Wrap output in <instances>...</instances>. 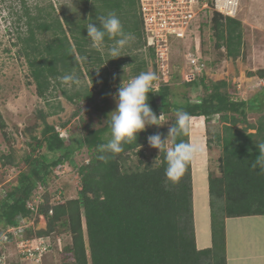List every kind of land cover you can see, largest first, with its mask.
<instances>
[{
    "label": "trees",
    "instance_id": "1",
    "mask_svg": "<svg viewBox=\"0 0 264 264\" xmlns=\"http://www.w3.org/2000/svg\"><path fill=\"white\" fill-rule=\"evenodd\" d=\"M78 1L89 5L90 17L78 15L70 19L66 12L54 15L52 3V11L38 7V13L31 15L24 5L27 33L22 38L23 54L40 97L46 98L52 84L61 83V77L74 73L78 77L83 73V67L89 69L105 62L104 54L91 47L85 28L90 22L100 26L96 16L114 12L124 30L144 45L138 0L137 5L135 0ZM210 29L215 46L224 48L226 56L233 59L241 56L243 23L240 19L215 12ZM37 31H50L51 35L46 42L39 43ZM106 44H112L107 37ZM148 53L153 59V50ZM202 59L206 64L202 74L191 81L181 79L182 85L190 92L200 93L193 97L186 90L178 101L174 94L175 85L164 84L158 93H149L148 103L157 116L183 111L189 117L202 116L207 128L215 120L221 123L213 140H207L208 146L211 141L221 145V175L209 173L208 177L211 248L198 249L196 245L191 163L175 183L165 177L163 151L156 163L126 169V154L144 144L151 130L139 132L136 141L122 145L119 154L101 153L99 146L110 139L106 138L110 130L108 123L97 128L84 125L83 136L70 141V136L62 135L60 127L47 121V117L56 114L57 110L39 112L44 126L39 135H30V151L24 157L26 168L20 170L15 181L5 185L6 193L0 199V232L31 218L38 222L39 215L27 207V200L40 188L48 189L56 179L54 169L69 162L78 168L80 174L78 195L73 198L64 196L61 202L53 203L50 192H47L39 211L46 217V228L27 230V236L71 235V241L60 252V264H226L225 218L264 214V154L258 149V144H264V87L251 98L237 96L235 90H229L226 79L207 80L208 64L204 55ZM129 61L134 63L131 77L148 72L149 64L144 57L133 56ZM115 62L120 65L118 60ZM255 73L264 78V68ZM110 79L108 72L99 90L104 105L112 91ZM64 94L69 100L77 98L96 102V93L88 88L85 92L78 90L72 94L64 90ZM95 106L102 108L96 103ZM251 113L259 115L255 122L250 121ZM175 120L176 117L172 127ZM5 125L0 111V128L4 129ZM190 127L189 124L186 134L170 135L172 146L179 142L189 143ZM167 134L168 131L163 129L162 140ZM83 147L87 148L90 157L88 163L80 165L74 155ZM101 155L105 158L100 159ZM9 156L6 158L10 159ZM3 251L8 255L9 263L15 264L13 246L0 247V254Z\"/></svg>",
    "mask_w": 264,
    "mask_h": 264
},
{
    "label": "rangeland",
    "instance_id": "2",
    "mask_svg": "<svg viewBox=\"0 0 264 264\" xmlns=\"http://www.w3.org/2000/svg\"><path fill=\"white\" fill-rule=\"evenodd\" d=\"M51 3L55 8L54 15H62L66 12L70 19H74L78 15L81 17H90L91 15L90 10H88L89 5L82 1L76 2V0H0V111L6 123L4 129L0 128V182L3 183V187L15 181L20 170L26 168L24 157L30 151V147L28 146V143L32 141L30 135H39L40 130L44 126L42 118L39 115L40 110L43 112L57 110L56 114L47 117V121L60 127L62 135L70 136V141L71 139L77 141V138L83 136L84 125L97 128L107 124L106 119L108 114L116 108L114 97L118 88L122 83H127L129 80L127 78H131L130 74L134 63H130V57H144L149 64L147 68L148 72L154 73L148 50L134 38V41L131 40L121 50V56L112 58L106 46L103 52H101L106 57L105 62L101 66L89 67V69L83 67V73L78 75V81L66 80L64 79L65 77H61V83H53V86L47 92L46 98L40 97L23 54L25 46L22 38L27 33V15L25 14L24 5L29 9L31 15H36L38 7L43 8L44 11L45 8L47 11H52L50 8ZM135 4L137 5V0H135ZM241 6H244L242 0H240V8ZM206 16L207 14L203 16L205 23L208 22ZM256 30L261 29L257 28ZM256 30L249 29L250 32L244 30L242 54L237 59H233L225 55L224 48L218 49L215 46L213 33L209 25H205L202 32V48L208 64L207 80L226 79L229 82V90H235L237 96L245 98L253 97L262 88L258 84L259 79L262 77H259L255 72L260 68H264L262 67L264 66V57H262L264 55V32ZM193 33L194 30L185 39V47L187 48H189L193 41ZM50 35V31H37V40L39 43L46 42ZM176 41L179 40L176 39ZM117 60L120 62L119 66L115 62ZM249 60H251L250 65H248ZM172 62L177 77L171 84L175 85L174 94L175 98L179 101L182 98L181 95L188 90L186 86L182 85L180 78V70L184 66L181 43L174 44ZM244 67H247V69H244ZM250 68H253V70ZM217 71L220 72L219 75ZM91 72L93 76H91ZM108 72L111 78L109 83L111 84L112 91L107 98V104L104 105L102 97L99 95V90L103 78L107 76ZM75 75L76 73L73 74V76ZM87 88L96 93V102L88 99L78 100L77 98L69 100L64 94V90L66 93L72 94L78 90L85 92ZM188 93L195 97L200 92H190L188 90ZM95 103L102 108L97 109ZM59 105L61 108H59ZM258 116V114L251 113L250 121L255 122ZM175 117H177V113L171 112L167 116L162 113L160 123L163 124L146 126L145 129L151 130L148 137L159 134L162 139V131L166 129L168 131L165 137L166 140ZM189 124L191 126L189 143L198 148L196 156H212V158L213 156H220L221 145L216 141H211L208 146L207 140H213V134L217 129H221V123L215 120L207 128L203 117L197 118L192 116L190 117ZM106 138H110V130L106 133ZM166 147H172L170 136ZM86 150L87 148L83 147L82 150L75 152L74 156L80 165L85 163V159H89L90 157V153ZM160 154L159 149L152 147L147 139L135 151H130L126 154L127 159L124 166L126 169H133L137 166H143L148 162L156 163L159 161ZM6 155H10V159H7ZM7 160L13 162L8 163ZM218 162L216 161L212 166L211 174L216 175L219 173ZM75 169L76 167L66 162L64 164L65 172L60 178L57 177L58 175L55 172L56 179L53 180L49 186L50 191H48V193L50 192L52 202H55V192L60 186L64 192V196L73 198L78 195L81 189V178L79 171ZM42 189L40 188V190ZM41 217H39V220L42 219ZM44 218L46 219V217ZM40 225L42 226V224ZM66 234L62 233L61 236H66ZM60 254L58 251L46 254L44 263L60 264ZM14 257L18 261L15 253ZM16 264H34V262L26 261L22 263L17 262Z\"/></svg>",
    "mask_w": 264,
    "mask_h": 264
},
{
    "label": "built area",
    "instance_id": "3",
    "mask_svg": "<svg viewBox=\"0 0 264 264\" xmlns=\"http://www.w3.org/2000/svg\"><path fill=\"white\" fill-rule=\"evenodd\" d=\"M138 4L143 20V46L148 52L153 50L154 58L151 59V63L156 75L154 84L158 89L164 84H171L175 78L172 62L175 43L181 42L183 48L184 66L180 70L181 79L191 81L206 70V64L202 59V40L199 36L202 34L201 28L206 24L210 28L215 12L231 18H238L240 12V0H138ZM205 14H207V23L203 19ZM192 30H194L193 50L190 46L185 47V39ZM258 84L264 87V78L259 79ZM88 162L89 159H85V163ZM54 172L60 178L65 172L64 165L57 166ZM48 191L49 188L39 189L27 200V207L39 217L44 216L39 214V211ZM5 193L3 183L0 182V198ZM63 196L64 192L60 186L56 190L55 202H61ZM36 224L35 219L31 218L29 221L5 228L0 232V247L13 246L21 263L31 261L34 264H43L46 254L63 251L66 243L71 241L70 234L27 236L28 229L36 230ZM0 264H10L8 255L4 251L0 254Z\"/></svg>",
    "mask_w": 264,
    "mask_h": 264
},
{
    "label": "clouds",
    "instance_id": "4",
    "mask_svg": "<svg viewBox=\"0 0 264 264\" xmlns=\"http://www.w3.org/2000/svg\"><path fill=\"white\" fill-rule=\"evenodd\" d=\"M93 3V0H91ZM99 27L93 22L88 23L87 37L91 47L103 52L108 47L109 55L116 58L121 50L134 39L131 33L124 30L120 18L114 13L96 16ZM106 37L112 44H106ZM66 80L78 81V77L73 75L65 76ZM156 75L152 72H141L131 78L127 83H122L115 94L116 108L107 116V123L110 129V139L105 144L99 146L101 153L111 152L119 154L123 144L136 141L139 132L145 130L147 125H161L160 116H157L150 104L149 93H158L155 86ZM190 117L186 112H178L173 127L169 135H183L189 128ZM162 140L159 134L148 137L149 144L164 152L166 162L165 177L173 183L178 182L184 171L198 153V148L190 143L179 142L172 147H166L167 140ZM260 154H264V144H258ZM100 159L105 157L101 155Z\"/></svg>",
    "mask_w": 264,
    "mask_h": 264
},
{
    "label": "crops",
    "instance_id": "5",
    "mask_svg": "<svg viewBox=\"0 0 264 264\" xmlns=\"http://www.w3.org/2000/svg\"><path fill=\"white\" fill-rule=\"evenodd\" d=\"M242 3H244V6L240 8L238 19L243 23V35L249 29L255 31L260 28L261 30L256 31L264 32V0H242ZM199 36L202 40V34H199ZM193 43L194 41L190 44L192 50ZM202 54L204 55L203 48ZM250 64L251 60L248 62V65ZM244 69H247V67H244ZM250 69L253 70V68ZM217 74L219 75L220 72L217 71ZM214 157L216 156H213V158L212 156H196L191 162L194 230L198 249H206L213 246L208 177L212 171V166L216 161H219L220 156L216 157L217 160ZM216 175H221L220 169ZM41 218L36 224V230L44 229L47 226L46 219L44 217ZM224 232L226 264H264V214L228 216L224 220ZM14 262L15 264L19 263L16 260ZM43 264L45 263L43 262Z\"/></svg>",
    "mask_w": 264,
    "mask_h": 264
},
{
    "label": "bare ground",
    "instance_id": "6",
    "mask_svg": "<svg viewBox=\"0 0 264 264\" xmlns=\"http://www.w3.org/2000/svg\"><path fill=\"white\" fill-rule=\"evenodd\" d=\"M199 117H202V116H199ZM198 118V117H197Z\"/></svg>",
    "mask_w": 264,
    "mask_h": 264
}]
</instances>
